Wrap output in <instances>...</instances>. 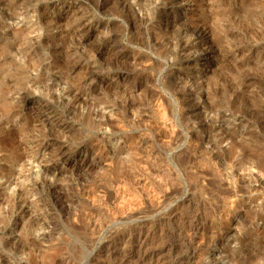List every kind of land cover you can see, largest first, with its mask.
<instances>
[{
    "label": "rangeland",
    "instance_id": "rangeland-1",
    "mask_svg": "<svg viewBox=\"0 0 264 264\" xmlns=\"http://www.w3.org/2000/svg\"><path fill=\"white\" fill-rule=\"evenodd\" d=\"M151 263L264 264V0H0V264Z\"/></svg>",
    "mask_w": 264,
    "mask_h": 264
},
{
    "label": "bare ground",
    "instance_id": "bare-ground-1",
    "mask_svg": "<svg viewBox=\"0 0 264 264\" xmlns=\"http://www.w3.org/2000/svg\"><path fill=\"white\" fill-rule=\"evenodd\" d=\"M161 10H162V9H161ZM163 11L167 12V11H169V10H167V9L164 8ZM158 13H159V12H158ZM156 14H157V13H156ZM156 14H155V16H156ZM167 15H168V14H167ZM152 17H153V16H152ZM197 24H198V23H197ZM200 26H201V25H200ZM198 27H199V26L197 25V26L193 29V32H195L196 34L199 33V28H198ZM204 29H205V28H204ZM204 29H203V30H204ZM209 29H210V26H209ZM190 30H191V29H190ZM203 30H202V28H201V29H200V33H201V32L203 33ZM186 31H187V30H186ZM202 33H201V34H202ZM187 35H188V34H187ZM199 36H200V35H199ZM214 41H215V40H214ZM173 43H174V42H173ZM202 43H203V44H207V45L210 44V43L212 44V43H213V37H212V38H211V37H208L207 39L203 38ZM213 44H214V43H213ZM169 45H170V44H169ZM173 45H174V44H173ZM173 45H172V46H173ZM188 46H189V45H188ZM174 47H175V45H174ZM189 48H192V47H183V46L180 45V44H176V49H177L178 51H185V50H187V49H189ZM173 49L175 50V48H173ZM175 51H176V50H175ZM175 51H174V53L177 54L178 51H176V52H175ZM175 56H176V55H175ZM70 94H71V93H70ZM99 114H100V113H99ZM244 152H245V151H244ZM249 154H250V153H249ZM250 163H251V162H250ZM258 164H259V163H258ZM261 165H262V164H260L259 167H260ZM13 192L15 193V191H13ZM14 193H13V195H14ZM14 196H15V195H14ZM126 204H127V203H126ZM119 207H120V206H119ZM129 207H130V206H129ZM115 211H116V210H115ZM118 213H119V212H118ZM200 221H201V220H200ZM191 223H192V222H191ZM189 224H190V223H189ZM192 224H193V223H192ZM195 224H196V223H195ZM198 225H199V224H198ZM189 226H190V225H189ZM193 226L195 227L196 225H193ZM194 227H193V228H194ZM197 227H198V226H197ZM202 227H203V226H202ZM95 228H96V227H95ZM193 228H192V229H193ZM91 229H92V228H91ZM189 229H190V227H189ZM147 230H148V229H147ZM196 230H197V229H196ZM196 230H194V231H195V232H198V231H196ZM142 231H143V230H142ZM192 231H193V230H192ZM139 232H140V231H139ZM190 232H191V231H190ZM200 232H201V230H200ZM202 232H203V231H202ZM141 233H142V232H141ZM186 233H187V232H186ZM186 233H185V234H186ZM191 233H192V232H191ZM136 234H137V233H136ZM185 234H184V235H185ZM199 234H200V233H199ZM178 235H179V234H178ZM187 235L189 236V234H187ZM193 235H195V234L192 233L191 237H192ZM200 235L203 236L204 234L201 233ZM132 236H134V235H132ZM132 236H131V237H132ZM146 236H147V235H146ZM195 236H196V235H195ZM197 236H198V234H197ZM202 236H201V237H202ZM203 237H205V236H203ZM189 238H190V237H189ZM194 238H195V237L193 236V239H194ZM128 239H129V236H128ZM131 239H132V238H131ZM137 239H138L137 242H140V241H141L140 243H142V241H143L145 238L142 239L141 234H139ZM134 240H135V239H134ZM183 240H184V239H183ZM195 240H196V239H195ZM201 240L203 241L204 239H201ZM125 241H126V240H125ZM191 241H192V240H191ZM196 241H197V240H196ZM198 241H199V239H198ZM206 241H207V240H206ZM111 242H112V241H111ZM129 242H130V241H129ZM192 242H193V241H192ZM192 242H191V243H192ZM200 242H201V241H200ZM200 242H199V243L196 242V243H197V244H200ZM133 243H134V242H133ZM135 243H136V242H135ZM194 243H195V241H194ZM201 243L204 244V242H201ZM113 244H114V243H113ZM115 244H116V243H115ZM115 244H114V245H115ZM137 244H138V243H137ZM189 244H190V243H189ZM203 244H202V245H203ZM205 244H208V243H205ZM141 245H142V244H141ZM194 245H195V244H194ZM111 246H112V245H111ZM137 246H138V245H137ZM199 246H201V244H200ZM140 247H141V246H140ZM142 247H143V246H142ZM192 247H193V246H192ZM157 248H158V247H157ZM161 248H162V247H161ZM197 248H198V247H197ZM197 248H196V249H197ZM199 248H200V250H202L201 247H199ZM139 249H140V248H139ZM152 249L155 250V247L152 248ZM193 249H194V248H193ZM140 250H141V249H140ZM147 250H148V249H147ZM156 250H157V249H156ZM162 250H163V249H162ZM165 250H167V249H165ZM145 251H146V250H145ZM160 251H161V250H160ZM195 251H196V250H195ZM197 251H199V250H197ZM164 252H165V251H164ZM164 252H163V254H164ZM174 252H175V251H174ZM203 252H204V251H203ZM148 253H149V252H148ZM151 253H152V252H151ZM183 253H184V252H183ZM160 254L162 255V253L160 252L157 256H160ZM165 254H166V253H165ZM165 254H164V256H165ZM179 254H180V253H179ZM192 254H193V253H192ZM143 255H144V254H143ZM146 255H147V254H146ZM190 255H191V254H190ZM193 255H194V254H193ZM198 255H199V254H198ZM149 256H150V255H149ZM164 256L162 255V256H160V257H164ZM195 256H196V253H195ZM143 257H144V256H142V258H143ZM150 257H152V256H150ZM190 257H191V256H190ZM158 258H159V257H158ZM164 258H165V257H164ZM146 259H147V258H146ZM148 259H149V258H148ZM150 259H151V258H150ZM152 259L154 260L153 257H152ZM141 260H142V259H141ZM158 261H159V259H158ZM181 261H182V260H181ZM184 261H185V260H184ZM198 261H199V260H198ZM161 262H162V261H161ZM149 263H150V262H149ZM186 263H187V262H186ZM151 264H152V263H151ZM190 264H191V263H190ZM194 264H195V263H194Z\"/></svg>",
    "mask_w": 264,
    "mask_h": 264
}]
</instances>
